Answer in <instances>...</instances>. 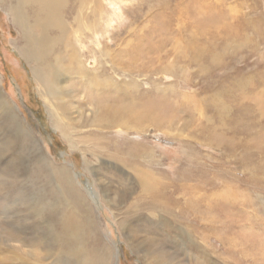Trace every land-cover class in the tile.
<instances>
[{
  "label": "rangeland",
  "instance_id": "1",
  "mask_svg": "<svg viewBox=\"0 0 264 264\" xmlns=\"http://www.w3.org/2000/svg\"><path fill=\"white\" fill-rule=\"evenodd\" d=\"M64 15L68 30L93 24L75 46L122 90L84 86L68 101L77 86L61 82L44 99L0 6V93L18 117L0 110L7 263L264 264V0H68ZM88 99L128 129H97L116 123L94 122ZM82 100L93 122L72 130L56 103L74 117ZM45 155L68 167L88 214L57 191Z\"/></svg>",
  "mask_w": 264,
  "mask_h": 264
},
{
  "label": "bare ground",
  "instance_id": "2",
  "mask_svg": "<svg viewBox=\"0 0 264 264\" xmlns=\"http://www.w3.org/2000/svg\"><path fill=\"white\" fill-rule=\"evenodd\" d=\"M0 6L9 15L11 23L16 27L18 31V39L20 44H18L19 46H17V50L19 54L27 62L29 63L33 62V66H32L33 74L32 73L31 74L34 75V80L36 81L37 84H39L40 87H42V90H45V92L41 90L44 93V96H42L44 99H46L47 97L49 99L50 97L52 99L53 97L58 98L56 96V94L58 93L57 91H59L61 94L64 95V93L62 92V89L64 87L60 86L61 82H67L68 85L70 86L71 85L77 86L76 88L77 92L74 90V93L73 91H70L72 94H68V101H73L75 97L79 94L80 90L82 91L84 90V86L88 93H91L89 89L92 88L101 89L109 85L113 87L115 86V90L118 89L116 87L115 81L111 78L110 75L102 76L97 72L99 64H96L95 67L91 68L89 72H88V68L84 65L85 63H83L81 59L80 51L77 50L76 48L77 46H75L74 40L79 41L80 38L82 39L84 35H87V34L84 35L82 34L81 36L80 33L84 32L85 30L87 31V29L93 28V24L90 23L88 20L81 19L74 23L73 26L75 27L74 29L71 28L70 30H68L67 29L68 21L64 15L68 6V0H0ZM79 13L81 15H84L83 8L79 9ZM56 44H58L57 46L61 47V50L55 52L56 53L55 56L51 57L50 52L52 51V48ZM82 54H84V52ZM97 60L98 63L101 62L99 58H97ZM65 70H68L69 73H66ZM70 86L69 87L66 86L67 91L70 88ZM79 87L80 89H78ZM121 88H119L118 90H122ZM88 103L93 106V108L89 110L96 115V117H94L93 119L94 122L113 121L114 123H116V125L112 127L97 128V129H102V130L113 129V127L116 128V126H120V127L123 126L126 128V130L128 129V127H126L123 121H121L122 113H120V111H116L114 109V106L112 107L105 104L104 105L101 104L100 106H98L100 108H98L95 106L97 102L95 100L89 101V99H88ZM56 104H58L59 106L57 107L59 108L57 114L60 115L59 117L60 121H63L66 118L67 125L70 126L72 130H75L74 124L80 123L86 125L88 123L93 122V121H88L84 116L86 114L83 108L85 104L84 100L80 101L79 112L74 117L72 116L73 107H70L69 105H67V103H60V101L57 102ZM11 108L12 107L6 102V99L4 98L3 94L0 93V110H2L1 117L3 118L7 114L11 118V120L15 122L14 124H16V120L18 119V117H15L16 119L15 120L8 113V111ZM103 112H104V116L106 115V113H108V116H113L112 120L105 119V117L102 116ZM51 118H52V123L55 126H57L59 129L60 128L62 129V124L60 125L56 119L57 116L55 114H52ZM17 128H18L17 136L23 141L29 143L31 135L29 134L30 132L28 131V129L23 128L19 124L17 125ZM61 129L60 131H62ZM94 130L95 129H89L86 130L85 133L88 135L96 136L97 140L104 138L103 135L100 136L98 133L92 132ZM66 141L69 144V146L72 147L70 139L67 138ZM33 147H35V145ZM42 160H43V164L46 165L53 174L57 191L59 190L58 192L65 199H67L69 202L74 204L81 212L88 214L87 213L88 210L86 209L84 200L82 201L83 197L79 189L77 188L76 182L73 179L68 167H66L64 164L60 165L54 163L47 155H45V158L43 157L40 160H38L39 163ZM83 162L86 163L87 161L84 159ZM117 168L119 169V167ZM74 237L76 239H79L78 236H74ZM72 245L75 246V249L72 251V253L78 255V253H80V248L78 247L76 241H73ZM4 247L5 246L2 243V237H0V264H8L7 263L8 257L7 255L5 256L4 254L5 253ZM81 257H83V254L81 255ZM101 257L104 258V254H101Z\"/></svg>",
  "mask_w": 264,
  "mask_h": 264
}]
</instances>
